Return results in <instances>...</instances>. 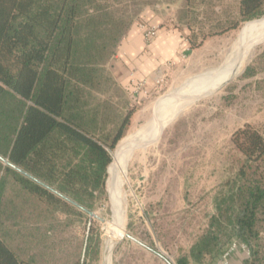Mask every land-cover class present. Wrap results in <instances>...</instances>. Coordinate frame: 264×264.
Returning <instances> with one entry per match:
<instances>
[{"label":"trees","instance_id":"obj_1","mask_svg":"<svg viewBox=\"0 0 264 264\" xmlns=\"http://www.w3.org/2000/svg\"><path fill=\"white\" fill-rule=\"evenodd\" d=\"M102 1L0 0V264H38L46 218L56 212L89 216L105 195L110 151L124 137L132 110L106 106L99 114V106L86 101L123 37L120 22L108 20ZM263 15L264 0H238L237 18L224 30ZM231 143L241 157L236 175L222 185L206 232L177 264L221 254L218 263L227 251L224 237L245 245L244 264H254L257 252L249 241L258 236L264 214V136L244 125ZM14 232L25 243L35 235L27 241L35 249L27 259L7 242ZM83 258L79 252L69 264H84Z\"/></svg>","mask_w":264,"mask_h":264},{"label":"rangeland","instance_id":"obj_2","mask_svg":"<svg viewBox=\"0 0 264 264\" xmlns=\"http://www.w3.org/2000/svg\"><path fill=\"white\" fill-rule=\"evenodd\" d=\"M237 1L103 0L100 5L107 10L108 20L120 22L119 37L125 36L126 25H130L127 33L146 25L155 28V37L166 33L173 38L176 51L173 58L160 62L148 79L126 87L110 79L109 63H105L85 100L91 107L98 105L99 114L106 106L121 113L132 110L121 140L135 133L154 116L165 97L186 81L221 66L241 31L264 19L263 15L240 23L234 30H224L237 18ZM247 60L235 77L187 107L157 141L129 158L120 180L123 237L112 249L111 264H166L127 235L177 264L206 232L215 213L216 197L222 185L235 177L241 159L231 143L233 132L250 125L264 136V43ZM117 144L110 151V165ZM107 179L108 172L105 195L94 206L98 219L91 220L89 256L83 258L89 216L56 212L46 218L40 230L35 256L38 264H62L64 259L69 264L79 252L84 264H104L105 234L112 225ZM257 229L258 236L249 241L257 252L251 262L264 264V214ZM32 238L34 234L27 241ZM22 240V233L14 232L7 242L19 257L27 259L35 249ZM233 241L237 240L227 243L224 237L222 251L228 250ZM238 252L237 264L247 262V255ZM220 255H207L198 264H215ZM190 264L196 263L190 260Z\"/></svg>","mask_w":264,"mask_h":264},{"label":"bare ground","instance_id":"obj_3","mask_svg":"<svg viewBox=\"0 0 264 264\" xmlns=\"http://www.w3.org/2000/svg\"><path fill=\"white\" fill-rule=\"evenodd\" d=\"M263 43L264 19L246 26L241 31L221 66L186 81L181 88L174 90L160 102L157 112L144 126L118 142L106 183L111 204L112 225L105 234L104 264H111L112 249L123 237L124 207L121 203L120 180L125 174L129 158L135 151L146 149L157 141L165 127L187 107L212 94L235 77L241 65L254 53L255 48Z\"/></svg>","mask_w":264,"mask_h":264},{"label":"crops","instance_id":"obj_4","mask_svg":"<svg viewBox=\"0 0 264 264\" xmlns=\"http://www.w3.org/2000/svg\"><path fill=\"white\" fill-rule=\"evenodd\" d=\"M172 42L173 38H169L166 33H159L146 44L139 29L130 30L121 39L116 54L109 63L114 82L126 87L138 80L148 79L160 62L173 58L176 45ZM238 251L241 252L239 249L234 251L228 264H237L235 255Z\"/></svg>","mask_w":264,"mask_h":264},{"label":"built area","instance_id":"obj_5","mask_svg":"<svg viewBox=\"0 0 264 264\" xmlns=\"http://www.w3.org/2000/svg\"><path fill=\"white\" fill-rule=\"evenodd\" d=\"M139 29L142 32L143 40L146 44L150 43L154 39L156 35V31L154 27L141 25L139 26ZM236 249H239L241 252L245 253L248 256V251L246 246L234 241L232 242L228 250L221 256L220 260L216 264H228L231 253L234 252Z\"/></svg>","mask_w":264,"mask_h":264},{"label":"water","instance_id":"obj_6","mask_svg":"<svg viewBox=\"0 0 264 264\" xmlns=\"http://www.w3.org/2000/svg\"><path fill=\"white\" fill-rule=\"evenodd\" d=\"M222 86V85H221ZM220 86V87H221ZM6 163V162H5ZM28 176V175H27ZM88 215H89V221H88V225H90V223H91V220H92V218H96V219H98V217L96 216V215H94L93 213H90V212H88ZM127 238H129L131 241H133V242H135V243H137V244H139V245H141V246H143V247H145L143 244H141L138 240H136V239H134L133 237H131V236H126ZM161 257V256H160ZM167 264H170V262H168L165 258H163V257H161Z\"/></svg>","mask_w":264,"mask_h":264}]
</instances>
